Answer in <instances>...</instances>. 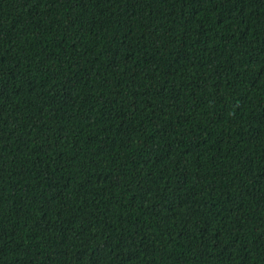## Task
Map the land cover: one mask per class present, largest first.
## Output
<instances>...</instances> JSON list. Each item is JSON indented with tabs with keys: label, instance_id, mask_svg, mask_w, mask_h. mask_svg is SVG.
I'll list each match as a JSON object with an SVG mask.
<instances>
[{
	"label": "trees",
	"instance_id": "1",
	"mask_svg": "<svg viewBox=\"0 0 264 264\" xmlns=\"http://www.w3.org/2000/svg\"><path fill=\"white\" fill-rule=\"evenodd\" d=\"M0 264H264V0H0Z\"/></svg>",
	"mask_w": 264,
	"mask_h": 264
}]
</instances>
